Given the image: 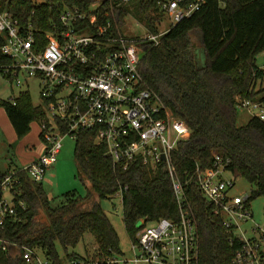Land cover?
<instances>
[{
  "label": "trees",
  "instance_id": "obj_1",
  "mask_svg": "<svg viewBox=\"0 0 264 264\" xmlns=\"http://www.w3.org/2000/svg\"><path fill=\"white\" fill-rule=\"evenodd\" d=\"M74 6L88 15L96 13L101 24L110 20L113 33L122 32L131 10L152 31H158L164 16L160 0H0V11H8L25 28L32 26L34 36L44 43L46 33L54 32L59 25L64 8ZM78 25L82 30H93L89 21ZM195 32L205 53L204 66L198 65L193 50ZM3 41L0 34V46ZM137 45L146 85L190 128V136L179 141L173 162L186 184L198 232L199 264H235L241 241L230 240L231 232L199 187L195 169L198 164L201 168L212 166L216 151L229 159L227 169L233 176L251 183L252 199L264 196V121L253 116L239 124L237 107V97L257 99L262 93L259 100L264 102V87L257 88L264 76L257 60L264 51V0H206L200 10L166 31L159 44L140 39ZM0 58L6 59L1 52ZM0 106L19 138L31 131L32 122L46 118L45 109L33 104L29 90L12 100L0 97ZM94 134L92 130H79L75 138L77 176H86L90 183L85 196L73 189L53 201L42 182L21 172L16 200L26 207L19 206L17 216L0 227V236L17 244L0 252V264H28L22 256L23 245L41 247L55 259L62 253L76 255L70 249L77 247L87 232L97 242L94 253L121 250L118 232L101 204L120 191L123 219L132 239L142 217L154 220L179 216L166 162L151 168L135 161L124 169ZM5 173L0 168V178ZM40 213L44 218H39Z\"/></svg>",
  "mask_w": 264,
  "mask_h": 264
},
{
  "label": "built area",
  "instance_id": "obj_2",
  "mask_svg": "<svg viewBox=\"0 0 264 264\" xmlns=\"http://www.w3.org/2000/svg\"><path fill=\"white\" fill-rule=\"evenodd\" d=\"M206 0H160V10L170 18L167 30H148L144 35L128 36L113 33L111 21L99 23L96 13L88 15L78 6L66 7L54 32H47V42L38 40L32 26L25 28L8 11H0V34L4 41L0 52V74L17 85L37 79L46 118L41 121L44 150L30 163L9 168L0 178V227L15 218L23 201H17L21 172L43 182L47 170L55 165L65 135L74 138L79 130L94 131L95 140L105 143L106 153L124 169L132 162L155 168L166 162L175 191L179 216L148 219L142 217L132 254L122 250L97 252L82 256L61 254L59 259L41 247L22 246L28 264H199V239L196 224L188 205L186 184L173 162L179 141L190 136L187 122L176 117L160 96L148 85L140 71L141 48L138 40L159 44L166 31L200 10ZM91 24L93 30L79 28ZM237 107L248 109L264 121V102L237 97ZM252 116V117H253ZM164 156V158H163ZM213 165L195 169L199 187L214 204V212L239 239L241 247L235 264H262L264 254L253 235L242 227L253 220L251 192L235 194L233 178L226 177L229 159L213 151ZM122 195V191L119 192ZM253 234L264 238V224L256 223ZM12 245L0 236V252Z\"/></svg>",
  "mask_w": 264,
  "mask_h": 264
},
{
  "label": "rangeland",
  "instance_id": "obj_3",
  "mask_svg": "<svg viewBox=\"0 0 264 264\" xmlns=\"http://www.w3.org/2000/svg\"><path fill=\"white\" fill-rule=\"evenodd\" d=\"M40 3L45 0H35ZM94 6H97L94 5ZM154 13V12H152ZM158 15V14H155ZM164 16L158 24V30H167L170 26V18ZM122 32L128 36H141L146 31L150 30L146 22L136 16V13L131 10L124 19L122 25ZM194 45L193 50L196 53V60L198 65H205V53L202 48V44L198 33H194L193 36ZM258 64L264 68V51L260 52L257 56ZM264 87V76L259 80L257 88ZM23 90H29L32 95V102L34 105H43L41 97V87L37 79H29L28 83L17 85L14 81L4 77L0 74V97L5 100H12L18 96ZM262 93L258 94L257 99L260 98ZM253 114L246 108L239 109L238 123L245 124L251 118ZM41 121H34L31 124V131L24 137L19 138L17 133L6 113L3 106H0V168L6 170L8 166L17 167L22 164H27L31 160L38 158L44 150V142L40 136L41 133ZM63 146L58 155V160L54 166L47 170V173L43 179V185L46 188L49 196L53 201H57L63 194L70 190H77L81 195H86L90 187L89 180L86 176L83 178L77 176V163L75 159V138L71 135H65L63 138ZM226 177L233 178L235 187L232 192L235 194L249 193L251 192V183L242 176H233L230 172H227ZM251 209L253 211V220H248L244 223L243 229L246 230L249 237L255 236L260 244L261 250L264 254V238L259 235L253 234L251 229L256 223L260 225L264 224V196H258L251 199ZM101 204L109 216L111 222L116 228L120 238V248L126 254H132V238L128 234L123 219V203L122 195L117 193L113 196L105 198L101 201ZM39 218H44V214L40 213ZM140 224V221L137 223ZM97 242L91 232H87L80 243L75 248H71L70 251H74L82 256L93 254L96 250ZM60 252H64L63 248L59 246ZM43 254V249H40ZM145 264V263H140ZM264 264V260L262 261Z\"/></svg>",
  "mask_w": 264,
  "mask_h": 264
},
{
  "label": "crops",
  "instance_id": "obj_4",
  "mask_svg": "<svg viewBox=\"0 0 264 264\" xmlns=\"http://www.w3.org/2000/svg\"><path fill=\"white\" fill-rule=\"evenodd\" d=\"M31 161H32V160H31ZM31 161H30V162H31ZM30 162H28V163H30ZM28 163H27V164H28ZM23 165H26V164H24V162L22 161V164L20 163L19 166H23ZM19 166H18V167H19ZM11 167H12V166H8V168H7L6 170H4V171H7V170H8L9 168H11Z\"/></svg>",
  "mask_w": 264,
  "mask_h": 264
},
{
  "label": "water",
  "instance_id": "obj_5",
  "mask_svg": "<svg viewBox=\"0 0 264 264\" xmlns=\"http://www.w3.org/2000/svg\"><path fill=\"white\" fill-rule=\"evenodd\" d=\"M163 158H164V156H163Z\"/></svg>",
  "mask_w": 264,
  "mask_h": 264
}]
</instances>
